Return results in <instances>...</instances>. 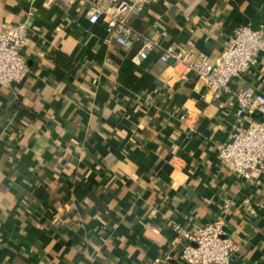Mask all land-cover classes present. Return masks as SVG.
<instances>
[{"label": "crops", "instance_id": "1", "mask_svg": "<svg viewBox=\"0 0 264 264\" xmlns=\"http://www.w3.org/2000/svg\"><path fill=\"white\" fill-rule=\"evenodd\" d=\"M100 1L0 0V30L31 12L28 72L0 85V264H184L173 225L218 216L237 245L228 264H264V167L245 180L218 156L261 117L238 114L235 93L264 95V52L218 98L159 59L172 46L214 63L235 28L264 32V0L151 1L130 46L89 22Z\"/></svg>", "mask_w": 264, "mask_h": 264}, {"label": "built area", "instance_id": "2", "mask_svg": "<svg viewBox=\"0 0 264 264\" xmlns=\"http://www.w3.org/2000/svg\"><path fill=\"white\" fill-rule=\"evenodd\" d=\"M31 4L34 0H26ZM66 1V0H60ZM154 0H101L92 5L88 15L90 23L101 21L107 34L122 46L132 43L133 29L131 19L139 14L145 4ZM29 10V9H28ZM26 13L22 21L5 26L0 30V85L9 86L19 82L28 72L22 52L27 33ZM142 48L134 56L140 61L147 56L155 42L149 38L142 40ZM264 52V32L250 26L234 29L231 43L221 55L210 63L203 52L185 62L174 47H164L159 54L160 61L173 60L184 63L186 68L200 78L214 98L229 90L230 81L250 70ZM237 113L258 112L260 118L248 120L246 126H240L231 140L218 146V156L222 164L245 180L254 178L264 167V95L243 90L235 93ZM229 201L225 202L228 209ZM178 238L185 240L178 256L184 264H228L236 250V242L225 230V218L218 216L213 221L189 230L178 224L173 225ZM169 259L166 255L155 258L153 264H164Z\"/></svg>", "mask_w": 264, "mask_h": 264}]
</instances>
